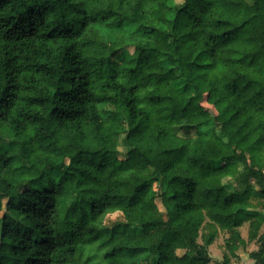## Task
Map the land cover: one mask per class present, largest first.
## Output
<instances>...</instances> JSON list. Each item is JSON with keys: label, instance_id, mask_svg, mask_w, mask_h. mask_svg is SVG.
Here are the masks:
<instances>
[{"label": "trees", "instance_id": "obj_1", "mask_svg": "<svg viewBox=\"0 0 264 264\" xmlns=\"http://www.w3.org/2000/svg\"><path fill=\"white\" fill-rule=\"evenodd\" d=\"M244 223L264 264V0H0V264H230Z\"/></svg>", "mask_w": 264, "mask_h": 264}, {"label": "rangeland", "instance_id": "obj_2", "mask_svg": "<svg viewBox=\"0 0 264 264\" xmlns=\"http://www.w3.org/2000/svg\"><path fill=\"white\" fill-rule=\"evenodd\" d=\"M94 29L103 37H112L116 33H121L122 35L126 37L131 38H139L142 37L140 32H137L135 30V27L133 25H126V26H120L118 28H112L108 26L106 23H95L92 24ZM65 209V204L62 203L61 210L63 211ZM107 221L114 220L119 217V214L116 215H108ZM262 229H264V225L262 226ZM240 233L243 239V243L239 245V247L236 249L235 254H229V260L230 264H253V260L251 259L249 253L252 250H255L257 248V245L255 242L248 240L247 238V230H248V224L244 223L240 227ZM205 232V227H202L199 232V237L197 239L198 243H202L201 235ZM227 236V234L224 231H219L217 234V237L214 239L212 244L208 246V251L210 255V262L208 264H222V256L225 253L224 248V238ZM91 251H95L96 257L99 259V250L96 246L91 247Z\"/></svg>", "mask_w": 264, "mask_h": 264}, {"label": "clouds", "instance_id": "obj_3", "mask_svg": "<svg viewBox=\"0 0 264 264\" xmlns=\"http://www.w3.org/2000/svg\"><path fill=\"white\" fill-rule=\"evenodd\" d=\"M116 214H123L122 210H116L115 212L109 210V211H106L105 213L101 214V216H100V226H103V221H104L105 216L116 215Z\"/></svg>", "mask_w": 264, "mask_h": 264}]
</instances>
